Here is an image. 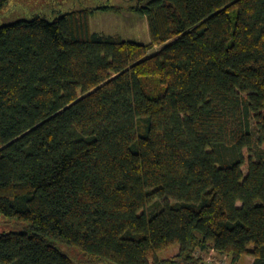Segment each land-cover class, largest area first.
I'll return each mask as SVG.
<instances>
[{"label": "trees", "instance_id": "trees-1", "mask_svg": "<svg viewBox=\"0 0 264 264\" xmlns=\"http://www.w3.org/2000/svg\"><path fill=\"white\" fill-rule=\"evenodd\" d=\"M124 10L148 43L91 30ZM0 214V264H264V0L1 25Z\"/></svg>", "mask_w": 264, "mask_h": 264}, {"label": "rangeland", "instance_id": "rangeland-1", "mask_svg": "<svg viewBox=\"0 0 264 264\" xmlns=\"http://www.w3.org/2000/svg\"><path fill=\"white\" fill-rule=\"evenodd\" d=\"M136 2H138V0H7L4 6L0 8V26L18 20L30 19L34 15H41L47 19H51L52 15L59 12L82 10L84 8H93L104 4L114 9L126 8L134 5ZM89 25L91 30L96 33L117 35L124 40L142 44L150 41L146 19L134 14L131 20H129L113 12H98L89 16ZM160 89L158 88L154 92V95H159ZM241 170L243 174L246 175L247 164H244ZM22 231V225H19L14 219L4 217L0 214V233ZM64 250L74 258L75 261L78 262L82 260V255L78 253L76 249L65 247ZM177 253L178 246H173L164 252L158 253V257L160 259L169 258L175 256ZM199 256L202 257V264H232L229 257L213 251H209L205 255H199V253H197L196 257ZM252 261L253 259L251 257L244 256L236 264H251Z\"/></svg>", "mask_w": 264, "mask_h": 264}, {"label": "crops", "instance_id": "crops-1", "mask_svg": "<svg viewBox=\"0 0 264 264\" xmlns=\"http://www.w3.org/2000/svg\"><path fill=\"white\" fill-rule=\"evenodd\" d=\"M96 13H98V12H96ZM101 13H106V12H101ZM114 13V12H113ZM116 14H119V15H122L123 17H126V18H128L129 20H131V17L133 16V14L132 13H130V12H127V11H121V12H119V13H116Z\"/></svg>", "mask_w": 264, "mask_h": 264}]
</instances>
